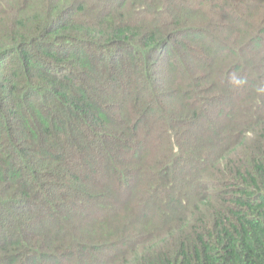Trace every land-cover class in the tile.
Returning <instances> with one entry per match:
<instances>
[{
	"label": "trees",
	"instance_id": "obj_1",
	"mask_svg": "<svg viewBox=\"0 0 264 264\" xmlns=\"http://www.w3.org/2000/svg\"><path fill=\"white\" fill-rule=\"evenodd\" d=\"M235 1L0 0V264H264V0Z\"/></svg>",
	"mask_w": 264,
	"mask_h": 264
},
{
	"label": "rangeland",
	"instance_id": "obj_2",
	"mask_svg": "<svg viewBox=\"0 0 264 264\" xmlns=\"http://www.w3.org/2000/svg\"><path fill=\"white\" fill-rule=\"evenodd\" d=\"M234 2L232 3V6L235 8H237V4L238 5H241L242 6V4H240V3H238V2H236L235 0H233ZM196 2H199V4H200V0H196ZM251 3V4H253V3H256L255 1H253V0H244V2L243 3ZM264 4V3H263ZM262 4V5H263ZM257 5V4H256ZM260 6V10H261V12H262V14L264 13V6ZM244 7V6H243ZM212 8V7H211ZM216 11H218V10H216ZM230 16H232V15H230ZM256 25L258 26V27H264V25L262 24V22H261V20L259 19V20H256ZM240 76V73H236V72H232V73H230V74H228V75H226V80L228 79V81H229V85H230V88H232V90H235L236 88H238V87H241V84L240 83H238V82H236V78H238ZM238 92H240V89H238ZM216 113V112H215ZM234 113H235V111H234ZM215 120V119H214Z\"/></svg>",
	"mask_w": 264,
	"mask_h": 264
}]
</instances>
